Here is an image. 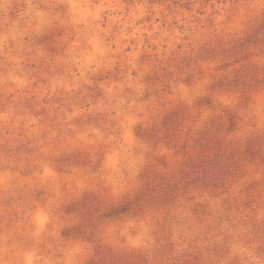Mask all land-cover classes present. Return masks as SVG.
<instances>
[{"label": "rangeland", "instance_id": "obj_1", "mask_svg": "<svg viewBox=\"0 0 264 264\" xmlns=\"http://www.w3.org/2000/svg\"><path fill=\"white\" fill-rule=\"evenodd\" d=\"M229 0H0V264H264V21Z\"/></svg>", "mask_w": 264, "mask_h": 264}, {"label": "clouds", "instance_id": "obj_2", "mask_svg": "<svg viewBox=\"0 0 264 264\" xmlns=\"http://www.w3.org/2000/svg\"><path fill=\"white\" fill-rule=\"evenodd\" d=\"M222 6L233 9L235 18L240 21H264V0H229ZM261 36L264 38V33Z\"/></svg>", "mask_w": 264, "mask_h": 264}]
</instances>
